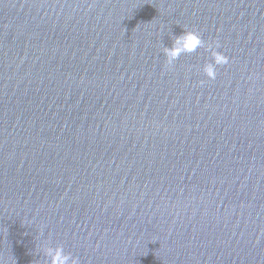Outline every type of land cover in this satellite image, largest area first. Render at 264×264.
Masks as SVG:
<instances>
[{
	"label": "water",
	"instance_id": "95a60500",
	"mask_svg": "<svg viewBox=\"0 0 264 264\" xmlns=\"http://www.w3.org/2000/svg\"><path fill=\"white\" fill-rule=\"evenodd\" d=\"M184 30L204 45L168 67ZM45 242L264 264V0H0V264Z\"/></svg>",
	"mask_w": 264,
	"mask_h": 264
},
{
	"label": "clouds",
	"instance_id": "9594fccd",
	"mask_svg": "<svg viewBox=\"0 0 264 264\" xmlns=\"http://www.w3.org/2000/svg\"><path fill=\"white\" fill-rule=\"evenodd\" d=\"M203 45L204 41L197 31L184 30L180 35L174 36L170 47H163L166 66H173L183 53L195 52ZM219 47L218 43L215 48L212 44H208V49L212 53V61L205 64L203 71L210 79H215L217 65H224L229 62V57L219 51ZM41 251L45 257L44 264H81L79 256H73L71 252H66L63 244H57L53 247L50 243L45 242L41 245Z\"/></svg>",
	"mask_w": 264,
	"mask_h": 264
}]
</instances>
